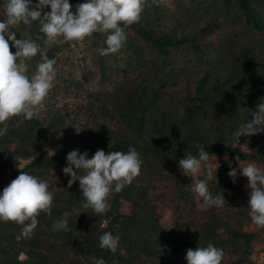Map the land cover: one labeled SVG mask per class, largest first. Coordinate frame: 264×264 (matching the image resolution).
Masks as SVG:
<instances>
[{
  "label": "rangeland",
  "instance_id": "1",
  "mask_svg": "<svg viewBox=\"0 0 264 264\" xmlns=\"http://www.w3.org/2000/svg\"><path fill=\"white\" fill-rule=\"evenodd\" d=\"M83 2L81 0L79 3ZM4 3L5 0H0V21L4 19ZM258 9L261 21L259 27L255 28L244 21L233 0H158L155 3L154 0H147L138 24L144 25L153 36H169L177 41L166 48L163 54L157 53L156 47L147 38L138 36L131 28L125 29L126 45L114 55L100 56L95 51L98 47H106V34L100 33H94L83 42L53 46L49 50L52 56L48 52L47 55L57 61V78L45 100L46 109L40 111L37 118L41 135L46 137L47 142L65 144L73 149L80 146L87 148L93 141L100 143L104 140L105 129L114 132L123 125L117 119L122 111L119 107H112V104H119L125 92L131 94V100L134 99L131 102L136 104L140 96L135 91L136 85L142 84L148 92L156 84L158 76L167 71L171 79L167 76L169 80L163 88L165 93L157 100L156 106L167 111L169 117L177 118L185 113V96H190L199 104V94L207 91L204 105L195 109L198 115L192 116L196 118L192 124L196 130H203L204 141L211 147H228L240 124L250 120L257 104L264 102V4ZM14 30L17 39L22 38L23 33L18 24ZM65 50L67 55L64 54ZM12 51L15 52V49L12 48ZM243 51L247 62L258 70L257 75L246 69L241 58ZM39 59L38 55L29 62V77L34 73ZM223 88L239 99L236 117L232 122H227L225 114L218 111L221 105L217 103L221 100L226 103L221 95ZM250 96L254 103L250 110H246L245 100ZM110 109H113L111 114ZM22 118L14 117L11 122H7V126H17ZM4 127L0 125V131ZM144 130V133L147 132ZM240 137L247 144L251 157L235 162L234 168L238 170L235 182L228 176L227 168H224L219 181V194L223 193L225 198L222 208H210L191 191L194 177L183 175L178 163L162 169L160 166L163 165L153 156L147 158L146 162L141 158V174L130 185L135 188L137 196H141V203L146 199V209L153 206L151 208L161 230H176L183 236L184 254L188 248L206 247L212 243L224 251L221 264H264V229H258L250 219L247 206L250 189L246 187L248 180L239 170V164L246 165L253 161L258 167L264 168V133L250 137L242 134ZM14 148L13 142L8 149ZM229 158L225 151L209 154V162L214 169L213 178L208 181L209 191L212 181L217 177L215 169L218 170ZM15 162L17 170L24 169L29 159L18 157ZM15 173L11 168H6L3 171V183L15 179L19 175ZM59 178L62 179L58 175L46 174L40 179L48 181L49 190L54 191L61 188ZM204 178L203 172L195 177L196 180ZM75 182L79 184L78 180ZM119 201L115 206L110 194L109 209L105 214H95L90 208L89 214L101 219V222L110 219L118 211L129 214L132 205L123 199ZM206 222L213 227L214 235L207 236L204 233ZM12 224L15 233L23 227H16L14 222ZM51 226L47 228L44 225L42 230H34L39 237L37 246L45 255L40 264H87L83 260H87L89 254L76 257L71 262L75 254L70 245L74 241L77 244L80 238L54 233ZM98 228H102V225L98 224ZM10 230L5 229V234ZM235 233L252 235L247 247L243 238L235 236ZM112 234L117 236L114 231ZM100 235L101 231L96 232L98 238ZM16 240L18 242L20 239ZM0 242L2 264L1 252L7 250L8 241L2 237ZM90 253V257H94L93 252ZM117 254L123 259L112 258L107 264L146 263L142 257L128 255L120 242ZM19 258H23V255L20 254Z\"/></svg>",
  "mask_w": 264,
  "mask_h": 264
},
{
  "label": "clouds",
  "instance_id": "2",
  "mask_svg": "<svg viewBox=\"0 0 264 264\" xmlns=\"http://www.w3.org/2000/svg\"><path fill=\"white\" fill-rule=\"evenodd\" d=\"M146 4L147 0H84L75 5L74 11L69 0H37L35 4L33 0H5L4 19L0 21V125L5 127L0 135L7 131V122L14 117L22 116L30 121L38 118L39 112L46 109L45 100L57 78V61L47 55L53 46L83 42L94 33H100L106 34V47H98L95 51L100 56L114 55L126 45L125 29L140 21ZM47 6H50V11L44 10ZM21 22L29 32L33 29V22H36L37 35L17 39L14 26ZM38 40H42L43 46L37 43ZM64 54H68L67 50ZM38 55L40 59L29 77V62ZM251 117L240 124L236 137L264 133V102L257 104ZM66 161L67 166L62 171L70 176L67 186L72 187L78 180L84 197L82 207L90 208L98 215L108 211L111 193L121 192L140 176L143 164L140 153L133 146H129L127 152L98 149L91 158L87 151L70 150ZM178 168L183 175L194 177L191 191L202 198L207 206H224L223 193L213 196L209 191L208 181L213 178L214 169L203 145L198 146V158L184 156L179 159ZM239 170L248 180L250 219L258 229H264V168L253 161L246 165L239 164ZM202 172L205 178L196 180L197 174ZM237 172V168H231L228 172L233 182L236 181ZM49 187L48 181L21 171L0 192V221L23 226L22 235L32 238L39 225L40 213L49 217L52 215L54 194ZM71 215L69 211H64L61 218L53 221L51 231H70L68 223ZM119 239V236L106 231L99 236V247L115 255ZM223 258V249L212 243L206 247L188 248L185 255L187 264H221ZM93 264H106V261L102 257L94 258Z\"/></svg>",
  "mask_w": 264,
  "mask_h": 264
},
{
  "label": "trees",
  "instance_id": "3",
  "mask_svg": "<svg viewBox=\"0 0 264 264\" xmlns=\"http://www.w3.org/2000/svg\"><path fill=\"white\" fill-rule=\"evenodd\" d=\"M80 1L69 0L73 5V10L75 9V5ZM233 1L240 10L244 21L252 27L258 28L261 21L258 7L264 4V0ZM36 2L37 0H33V4ZM44 10L50 11V6H47ZM18 26L23 33L22 38L27 36L34 38L37 35L36 22H33L31 32L26 30L22 22ZM126 28H131L138 36L147 38L156 47L157 53L159 54H163L166 48L173 46L177 42L169 36L156 37L151 35L149 30L144 25L138 24V22ZM37 43L43 46L42 40H38ZM197 48L195 45V49ZM48 55L52 56V52L48 51ZM241 58L245 63L246 69L257 75L258 70L253 64L247 62L244 51L241 54ZM167 76L171 79L167 71L158 76L156 84L148 92L144 90L142 84H137V90L135 91L140 96L136 99V104L131 102L134 100H131V94H126L125 92L124 99L119 101V104H112V107H119L122 111L121 116L117 118L123 124L120 125L119 130L111 132L105 129L103 141H100V143L93 141L89 143V146L87 145V148L80 146L77 149L81 153L87 151L89 158H91L98 149H103L106 152H127L129 146H133L145 162L151 156L159 160L158 162L163 165L160 166L162 169L178 163L179 159L184 156H197L198 158L199 145H203L205 151L209 154L225 151L230 157H238V160L251 157L248 153H243L238 148L230 147V145L228 147H211L204 141L203 130H196L194 128L192 122L196 118L192 116L198 115V111H195V109L202 108L204 100L208 97L207 91L199 94V98H197L199 102L201 101L199 104H196V100L190 96H185V113L181 114L180 117L171 118L167 111L160 110L155 103L165 93L163 88L169 80ZM197 83L200 82L198 81ZM198 89L199 87L197 91ZM221 95L226 100V103H223L222 100L218 102L217 105H221L218 111L225 114L227 122H232L236 117V109L239 104L238 96L227 93L224 88ZM253 103L252 96H250L245 100L244 109L250 110ZM151 109L154 110L151 111ZM111 112H113V109H110L109 114ZM144 129L147 132L144 133ZM128 131L132 134L131 136H129ZM13 142L15 148L9 150V145ZM70 150L76 149L65 144L56 145L47 142L46 137L40 133V121L37 118H33L30 121L22 118L17 126H7V131L3 135H0V192L11 182L3 183L5 181L3 179V171L6 168H11L19 174L21 171H25L39 179L46 174L61 177L62 179L59 178L61 180L59 183L61 188L51 191L54 194L52 215L49 217L47 214L41 212L38 216L39 225L36 229L42 230L44 225L50 228L53 221L61 218L64 211L72 213L68 223L70 231L58 232L64 234V237L75 236V239L80 238L77 244L74 241L70 245V247L74 248L73 252L75 254L71 262H74L76 257L80 258L81 255L86 254H89V257L83 261L87 262V264H93L94 258L98 259L101 257L105 259L106 264L112 258L123 259L121 256H118L117 252L113 255L109 250L99 247V238L96 236V232L101 231L103 234L106 231L111 233L114 231L119 236V242L122 244L126 253L128 255L142 257L146 260L144 264H186V254L183 252V236L178 234L176 230H161L157 224L158 219L155 216V212L151 208L153 206L146 209V199L141 203L139 201L141 196H137L133 186H126L119 193H111V199L115 206L120 202V199L126 200L132 205V210L129 214H123L118 211L110 219L102 222L100 221L101 219L89 214V209L82 207L84 197L82 196L79 184L74 182L72 187L69 188L67 182L70 176L65 175L62 171V168L66 166V155ZM18 157L29 159L26 168L16 169L15 160ZM226 165L227 162L218 168L216 173L217 177L212 181L210 192L213 196L218 195L221 190L219 181ZM176 217L179 218L178 215ZM98 224L102 225V228L99 229ZM205 224L204 233L207 236L214 235L213 227L207 222ZM18 226L20 225L16 224V227ZM12 227V222L0 224V240L4 237L8 241L7 250L4 249L1 252V263L40 264V260L45 255L41 253L37 246L39 238L37 232H34L35 234L32 238L28 239L22 235V229L15 233ZM7 228L11 230L6 235L5 229ZM234 235L243 238L245 247L248 246L252 236L245 233H235ZM17 238L20 239L18 242L16 240ZM16 243H21L25 246L16 245ZM93 246L96 248H93ZM90 251L93 252L94 257H90ZM20 254L23 255V258H19Z\"/></svg>",
  "mask_w": 264,
  "mask_h": 264
},
{
  "label": "built area",
  "instance_id": "4",
  "mask_svg": "<svg viewBox=\"0 0 264 264\" xmlns=\"http://www.w3.org/2000/svg\"><path fill=\"white\" fill-rule=\"evenodd\" d=\"M230 147H235V148H238L239 151L243 153H248L247 144L245 143L244 139L240 136L239 137L234 136V138L232 139L230 143ZM236 161H238L236 157L229 158V160L227 161V165H226V168L228 171H230L231 168L235 167Z\"/></svg>",
  "mask_w": 264,
  "mask_h": 264
}]
</instances>
